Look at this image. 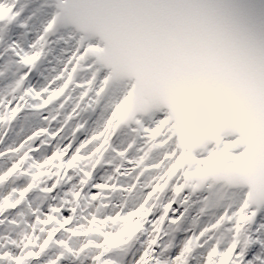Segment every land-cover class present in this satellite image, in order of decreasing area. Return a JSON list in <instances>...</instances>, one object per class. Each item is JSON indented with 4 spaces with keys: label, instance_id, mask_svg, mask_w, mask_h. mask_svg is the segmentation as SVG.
<instances>
[{
    "label": "snow or ice",
    "instance_id": "1",
    "mask_svg": "<svg viewBox=\"0 0 264 264\" xmlns=\"http://www.w3.org/2000/svg\"><path fill=\"white\" fill-rule=\"evenodd\" d=\"M17 3L0 0V23L25 29L31 17L19 20ZM48 7L28 49L8 47L24 70L10 98L0 96V158L9 161L0 186L27 183L0 196V216L41 184L47 194L68 187L47 210L31 209L19 240L0 236V264H64L81 255L89 264H122L114 253L140 236L134 264H264V7L253 0H49ZM56 34L73 42L70 54L37 86L33 69ZM26 112L39 121L5 143L7 127ZM221 191L231 195L215 198ZM181 231L178 246L164 242Z\"/></svg>",
    "mask_w": 264,
    "mask_h": 264
},
{
    "label": "bare ground",
    "instance_id": "2",
    "mask_svg": "<svg viewBox=\"0 0 264 264\" xmlns=\"http://www.w3.org/2000/svg\"><path fill=\"white\" fill-rule=\"evenodd\" d=\"M26 2H28L29 4V9L26 12L25 19L31 17V19H29V22H30L31 36L34 41L36 36L39 34L41 30V25L43 21L46 19L47 14L49 12V7H48L49 0H19V4H24ZM0 29H2V27H0ZM4 45H8V44L5 42L4 38L0 36V48ZM24 49L27 50L28 46L25 47ZM56 56L60 58V61L59 62L54 61V64H51L50 66L47 67V72H49L51 75L50 78L56 75V73L62 67L63 61L66 59V57L61 58L58 55ZM13 75L14 74H12L11 67H7L6 71L0 74V91L5 88L8 89V83L12 80ZM41 84L43 83H39L37 86ZM10 93H11V89L7 92L5 97L10 98L9 97ZM25 117H26L25 126L23 128L25 131L27 127L28 130H30L39 121V117L32 112H26ZM230 195L231 193L227 191H221L216 193L215 198H219L223 196L225 199H227ZM194 210H196L195 207L192 209V211Z\"/></svg>",
    "mask_w": 264,
    "mask_h": 264
},
{
    "label": "rangeland",
    "instance_id": "3",
    "mask_svg": "<svg viewBox=\"0 0 264 264\" xmlns=\"http://www.w3.org/2000/svg\"><path fill=\"white\" fill-rule=\"evenodd\" d=\"M6 65L7 64H4V65H2L0 67V74L5 71ZM14 81L15 80H11L9 82L8 88H11L10 86L13 84ZM5 93H6V89H3L0 92V96L5 97V95H4ZM21 130H22V126H20V127L17 126L16 129L14 130V134H13L12 138L10 139V141L8 143H11L13 141H16L18 139L17 137H19V136L22 135L21 134ZM8 166H9V161L7 159H4L0 163V170H3L5 168H7ZM26 183H27V179L26 180L14 179V180L11 181V187H10V189H8L7 192H3L2 194H0V196L5 195L8 192H10L12 188L23 187ZM42 187H44L43 184H41L40 188H42ZM41 194H42L41 197L45 195L44 192H41ZM31 201H32V204H33L32 205V209H33V207L35 205H37V203H38L37 202V198H34ZM47 208H48V206H47ZM19 210L20 211L18 212V215H13L12 218L7 222V224H5V222L3 223V225L5 224V226L0 227V231H1L0 232V236H8L9 238L19 240L20 239V235L19 234L21 233V230L28 231V229L26 228V224H25L26 221L28 223L31 222V218L28 215V210H25V208H20ZM0 220H3L4 221V219H0ZM12 220H15L16 223H10V221H12ZM0 242H3V241H0ZM77 246H78V244H77ZM86 258H87V256H86ZM117 259H119V258H117ZM72 260H73V258H72ZM75 261H77L75 264H84L83 262H81L82 261L81 259H78L77 258ZM87 264H89V262Z\"/></svg>",
    "mask_w": 264,
    "mask_h": 264
}]
</instances>
